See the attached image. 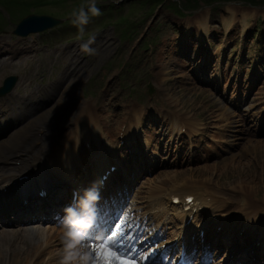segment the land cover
<instances>
[{
	"label": "rangeland",
	"instance_id": "rangeland-1",
	"mask_svg": "<svg viewBox=\"0 0 264 264\" xmlns=\"http://www.w3.org/2000/svg\"><path fill=\"white\" fill-rule=\"evenodd\" d=\"M31 2L34 5L42 7V11L43 12L45 11L49 15L54 14L55 12L57 15H59L58 13L61 14L65 11V9H62L60 7L46 5L45 0H32ZM0 3H4L3 0H0ZM68 3H69L68 8L75 7L76 0H68ZM97 3L103 5L105 8L107 7L106 3L103 2H97ZM123 3H121V6L124 5ZM146 7L148 8V10L143 13H139L143 7H137L134 12H132L129 8L123 9V11L127 13L126 16H130L131 21L138 23V25L140 23H142L143 25V26L139 25L138 29L136 30L137 32L133 34L134 36L132 37V39L127 43L125 42L124 44L118 43V40L120 38V34H119L120 30L118 29V27L112 24L109 19H105V26L94 27L93 20L89 21L84 26L85 32L90 31L91 34L93 31L97 29L98 31L100 30L108 31L107 36L101 37L99 35H96L92 40L94 46L96 47L98 46L99 53L96 54L94 57L92 56V58H90L93 60H87V62L90 65L87 68L90 71L88 76L85 78L87 81L91 80L93 82V86L96 85L98 87L100 83L106 84L109 81H111L114 84L117 83L118 85L117 88L119 90H121L122 85H124V87H127L123 83L121 87H119L121 81L120 77L122 75L121 66L124 65V63L130 62L131 58H136L132 60L133 61L138 60L139 63L135 64L134 62H131L130 65V69H131L130 75H132V77L128 78L127 75L122 76L123 82L132 83L134 85L131 87V89L128 90V93L126 92L127 96H125L123 99L125 103L129 104L136 100L140 102L151 101V100L157 102L159 100L155 97L157 96L162 99L164 95L163 92L165 91L164 89H166L171 93H175V95L173 96L174 98H179L184 101V102L182 101L179 102V104L184 105L189 110L188 113L194 115L198 114L200 118L208 122L209 121L212 122L213 120L212 117L215 116L216 114L215 112L216 103H213L210 100L211 99L210 94L206 92L205 89L197 90L186 85L184 86V84L180 83V81L174 78L175 75L173 72L171 73L169 64L167 65V70L166 71L164 70L167 74L170 75L169 81L167 80L166 85H164L163 83H161L160 78L158 79V75H157L158 65L156 59L158 58L160 53L164 51V49L161 48L163 44L173 37L172 35L173 30L175 31L179 30V32H182V34L186 36V38L189 37L192 42L199 41L202 44H206L207 46L211 44L213 46L211 48V51H213L216 54V56H220V57L224 56L225 58H227L229 57L230 54L233 55L232 51L234 49L232 48L237 44L241 47V50L243 49L241 54L247 56L248 60H244V62L247 61L248 63H252L249 65H243L240 69L252 73L255 72L257 73L259 71L264 70L263 68L264 41H261L259 47L255 45V47L257 48L252 49L250 45L255 44L254 43L255 41L253 42L249 41V39L246 38L247 36L244 35L247 31L243 32V30L239 26H237V24L234 25L236 30L226 32V30H224V28H222L221 26L208 23L209 36L203 38L202 34L200 35L198 34L199 33L198 30H194V29L189 30L184 26L185 22L193 21L194 18H190L189 20L188 19L183 20L178 18L173 12V10L168 7V3H165L162 6H158V7L155 5H147ZM214 7H212L213 9L207 10V12L214 13L216 9H220L216 11L217 17H215L214 14H212V19L216 21L217 20L222 21L223 19L222 16L224 14L223 11L221 10L222 7L220 5H216ZM11 8H12V13L14 15L24 12L23 9L20 7H11ZM153 8L154 11H152ZM230 8L236 13L239 12L247 13L246 17L250 18V21H248V25L251 26V30H252L250 31V33L252 35L254 33L256 34V31L258 29L256 19L259 20L264 19V6H261L260 9L257 8L258 9L257 10L256 8H251L248 6L242 7V6H237V4H234V6H231ZM36 11L37 9L32 10V12L35 13ZM119 15H120V11H117L115 12L114 17H118ZM70 17H74V16L70 15ZM170 19L172 20L171 23L169 21ZM230 20H233L235 23V18L234 19L232 18ZM15 22H17V19L13 16L6 18L5 8H2V6H0L1 28L3 30H9L11 28V25L13 26L15 25ZM120 22L123 23L124 20L121 19ZM176 23L179 26V28L177 26L175 28L178 29L174 28ZM183 27L185 28V30L183 29ZM55 33L56 32H51L36 37V42L38 44L42 43L43 41L55 42V45L57 44V47L61 49L69 48L75 42H77L76 40H72L71 42H67L66 44V42L59 41L60 43L59 45L58 40L52 38ZM190 33L192 36H189ZM91 34L85 36L84 38L87 39L88 37L91 36ZM2 36H6V38L12 40L13 42L21 41L19 38L18 39L15 38L16 36L13 35V33L0 32V37ZM126 36L128 37L130 36V31L126 33ZM103 37H105L106 39H104ZM84 38L83 41H85ZM258 38L264 40V28L262 29L261 32H259ZM107 39H111V40L107 42ZM144 41L149 44L148 47L146 44L142 46ZM103 43H105L104 48H102ZM84 56H87V54H84ZM41 59H44V55L41 56ZM170 64L172 63L170 62ZM37 65H39L40 69L44 68L42 61L38 62ZM34 68H35V64L33 63V65L30 66L20 67L18 70H12V71L9 70L7 73H4V71L1 70L0 82L3 81L9 75L18 76L20 80L24 81L30 75L31 70H33V73L35 72ZM42 75H48L47 71H45V73ZM94 76L98 77V80H95ZM161 76L162 75H160V77ZM211 94H213L212 91ZM260 94L264 95L263 92H260ZM76 115L77 112H75L73 116L74 118H72V120H76L78 118V116ZM109 117H110L109 115H103L104 119H109ZM112 129L117 130L116 126L112 127ZM240 150L246 153L243 152L236 153L235 161H233V159L229 161L231 163L234 162L233 166L237 165V167H235L236 169H239L242 172H246V171L250 172L251 169H256L257 167L260 168L264 167V140L254 144L247 142V140H243L239 145L237 152H240ZM224 164L220 163V164L211 165L207 168H204L205 170L202 173L207 175H214L219 182L223 183L224 185H228L221 180V174L223 171ZM236 175L237 174H235L234 171V173L232 172V174L229 175V177H233ZM254 180L255 178H253V180L249 179L248 181L251 183H255Z\"/></svg>",
	"mask_w": 264,
	"mask_h": 264
},
{
	"label": "bare ground",
	"instance_id": "bare-ground-1",
	"mask_svg": "<svg viewBox=\"0 0 264 264\" xmlns=\"http://www.w3.org/2000/svg\"><path fill=\"white\" fill-rule=\"evenodd\" d=\"M199 24V23H198ZM202 25L199 26L200 34L206 36V31L208 30V27L204 25L203 23H200ZM3 50L1 51L0 57L2 55L9 53V55H14L15 57H19L16 54H11L8 49L13 48L14 46L10 44H4ZM7 49V50H5ZM32 49V45H28V40H26L23 44V47L20 49L22 58L21 60H25L24 57L27 55L26 53L29 52ZM76 50V49H75ZM29 55V54H28ZM28 59H31L30 56H28ZM168 77V76H167ZM27 86L21 87L24 92H26ZM34 91L30 92V95H33ZM70 91L67 92V88L64 89L63 93L59 96V98L51 104L49 109L43 111L40 115L36 114L35 120L25 124L24 126L18 127L15 130H13L4 140L0 141V154H5L8 152L9 149H12L16 151L17 154H19L18 148L23 143L24 138L29 135L33 134L35 130L42 127V121L44 119H49L50 115L53 113V111H59L65 108V106H69V94ZM171 98V97H170ZM173 99V98H171ZM168 99L167 103L170 106H173L175 108L179 107V103L177 100H171ZM15 102V98L13 96H10L4 100H0V104H6L10 103L13 104ZM184 102V101H182ZM63 103L65 106H63ZM75 107L71 108L70 111H73ZM223 112V110H222ZM8 111H4V115H7ZM164 118V117H163ZM164 120V119H163ZM132 122L134 124H131V130L130 133H134L139 131L140 126V117H136ZM0 124H3L2 121H0ZM89 128L93 130V126L91 122L87 123ZM9 158H13V155L10 154ZM36 162V159L32 162V164L29 165V168L32 167V165ZM27 166L24 164V169ZM232 165L225 164L223 166V169L225 171L221 174V180L226 183H238V186L236 187L239 190H242V186L245 188L247 187V184H249V179L253 180L255 178V184L256 187H261L257 192L259 194L264 195V167H257L256 169H251V171L242 172L239 169L235 170L236 176L229 177V173H232L230 169H233ZM243 178V179H242ZM179 185L184 184V181H177ZM175 184V185H178ZM203 184H197L196 188L202 187ZM175 188L173 187L171 191H173ZM197 190V189H196ZM251 195L254 197V193L250 192ZM212 195L220 198L219 194L216 192H211ZM203 197H205V200L208 199V197L203 193ZM223 198V197H222ZM209 204L216 203L214 199L208 201ZM236 205H239V202L236 203ZM254 210L259 211L260 207H255ZM252 208L249 211L244 210V213L248 215V218L251 220L252 217L250 215L252 214ZM237 222V219H236ZM251 222V221H250ZM54 230H46L38 227H27L23 226L18 229H15L11 226H2L0 227V264H40L41 263V257L46 256L48 258V263L46 264H60L61 256L63 254L64 247L60 245V243L55 242L53 235ZM58 237V236H57ZM56 237V238H57ZM25 242H28L29 245H26ZM58 246V247H57ZM53 247H56L53 249Z\"/></svg>",
	"mask_w": 264,
	"mask_h": 264
},
{
	"label": "clouds",
	"instance_id": "clouds-1",
	"mask_svg": "<svg viewBox=\"0 0 264 264\" xmlns=\"http://www.w3.org/2000/svg\"><path fill=\"white\" fill-rule=\"evenodd\" d=\"M89 13L92 16L100 15L95 0H91L87 11L81 8L78 13H73L72 23L78 26L81 36L84 33V25L89 22ZM91 43L92 40H89L82 44V51L91 53L92 49L89 47ZM98 201L99 193L93 188L86 190L74 206L65 209L66 215L62 220L64 249L60 264H93L86 241L96 222Z\"/></svg>",
	"mask_w": 264,
	"mask_h": 264
},
{
	"label": "snow or ice",
	"instance_id": "snow-or-ice-1",
	"mask_svg": "<svg viewBox=\"0 0 264 264\" xmlns=\"http://www.w3.org/2000/svg\"><path fill=\"white\" fill-rule=\"evenodd\" d=\"M120 227L122 229L123 225ZM135 239L127 232L120 231L117 235L110 229L108 234L89 245L93 264H147L148 255L143 259L136 255L137 249L132 243Z\"/></svg>",
	"mask_w": 264,
	"mask_h": 264
},
{
	"label": "water",
	"instance_id": "water-1",
	"mask_svg": "<svg viewBox=\"0 0 264 264\" xmlns=\"http://www.w3.org/2000/svg\"><path fill=\"white\" fill-rule=\"evenodd\" d=\"M52 25H53V21H51L47 18H34V17H32V18L25 20L21 24L20 29L23 28V30H25L26 32H29L31 29H34L36 27H41L40 29H46L48 27H51Z\"/></svg>",
	"mask_w": 264,
	"mask_h": 264
}]
</instances>
